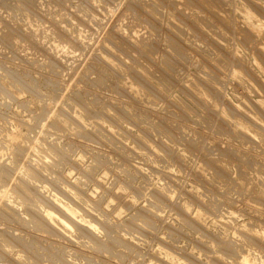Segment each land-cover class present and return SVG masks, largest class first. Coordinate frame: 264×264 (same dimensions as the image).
<instances>
[{
    "label": "clouds",
    "instance_id": "obj_1",
    "mask_svg": "<svg viewBox=\"0 0 264 264\" xmlns=\"http://www.w3.org/2000/svg\"><path fill=\"white\" fill-rule=\"evenodd\" d=\"M0 264H264V0H0Z\"/></svg>",
    "mask_w": 264,
    "mask_h": 264
}]
</instances>
